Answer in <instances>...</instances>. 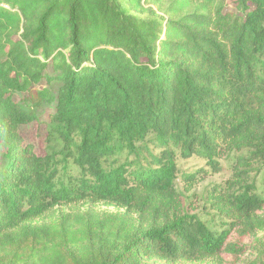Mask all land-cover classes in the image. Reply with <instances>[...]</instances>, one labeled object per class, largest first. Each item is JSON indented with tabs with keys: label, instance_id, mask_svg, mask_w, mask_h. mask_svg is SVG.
Masks as SVG:
<instances>
[{
	"label": "trees",
	"instance_id": "1",
	"mask_svg": "<svg viewBox=\"0 0 264 264\" xmlns=\"http://www.w3.org/2000/svg\"><path fill=\"white\" fill-rule=\"evenodd\" d=\"M222 2L0 0V264H264L249 175L264 170V0L239 14ZM44 104L59 154L20 133ZM233 149L241 170L214 192L213 232L184 212L177 154L215 165ZM83 201L117 212L50 216Z\"/></svg>",
	"mask_w": 264,
	"mask_h": 264
},
{
	"label": "rangeland",
	"instance_id": "2",
	"mask_svg": "<svg viewBox=\"0 0 264 264\" xmlns=\"http://www.w3.org/2000/svg\"><path fill=\"white\" fill-rule=\"evenodd\" d=\"M239 0H223V10L225 13L239 14L238 11ZM156 9V7H155ZM163 15V13H160ZM48 75H53L52 67L47 70ZM48 87L46 82L42 83L41 88ZM53 94H56L58 83L50 85ZM23 95H17L16 100L20 101ZM54 105L44 104L37 111V120L20 127V133L24 139L25 144H31L37 155L44 156L52 150L56 149V153L62 150L63 144L56 142L53 145H48L47 134L48 125L50 123V116L54 113ZM3 149L0 148V164L2 163ZM242 152L236 149L232 151H222L221 155L215 159V165H212L206 158L199 155H192L190 157H183L179 152L177 154V180L176 189L181 194V200L184 207L185 214L195 216L201 220L207 228L213 232L220 231V216L215 209L214 192L219 187L224 188L227 182H234L237 180L236 173L241 170L239 166V159ZM125 156L122 158L124 160ZM74 169L75 175H80L81 170L70 163ZM250 184H253L256 192L264 195V170L262 168L254 167L250 173ZM218 187V188H217ZM223 190V189H222ZM89 207H93L98 211L117 212L115 206H108L103 203L90 204L86 201L80 202L73 206H62L54 209V213L50 216L55 218L62 211H69L71 209L85 211ZM263 233H257L252 238L244 240L247 247L246 255L239 261V263L252 261L256 257V251L260 248L262 243ZM223 259L211 258L202 263H181V264H228V256ZM146 264H164L160 262H152Z\"/></svg>",
	"mask_w": 264,
	"mask_h": 264
},
{
	"label": "built area",
	"instance_id": "3",
	"mask_svg": "<svg viewBox=\"0 0 264 264\" xmlns=\"http://www.w3.org/2000/svg\"><path fill=\"white\" fill-rule=\"evenodd\" d=\"M0 7L8 8V6L3 5V4H1V3H0Z\"/></svg>",
	"mask_w": 264,
	"mask_h": 264
}]
</instances>
